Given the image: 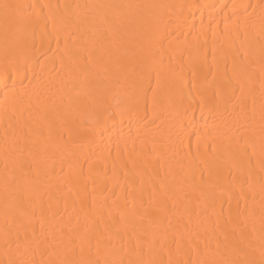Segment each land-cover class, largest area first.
I'll return each mask as SVG.
<instances>
[{
  "label": "bare ground",
  "instance_id": "obj_1",
  "mask_svg": "<svg viewBox=\"0 0 264 264\" xmlns=\"http://www.w3.org/2000/svg\"><path fill=\"white\" fill-rule=\"evenodd\" d=\"M137 238L264 262V0H0V264Z\"/></svg>",
  "mask_w": 264,
  "mask_h": 264
},
{
  "label": "snow or ice",
  "instance_id": "obj_2",
  "mask_svg": "<svg viewBox=\"0 0 264 264\" xmlns=\"http://www.w3.org/2000/svg\"><path fill=\"white\" fill-rule=\"evenodd\" d=\"M5 7H8L7 5ZM8 70H5V76L3 78L2 81V85L3 88L6 90L5 91V96L7 97L8 94V79L10 78L8 76ZM123 219V217H122ZM151 222V221H150ZM43 226V225H42ZM8 238H9V233L5 232L4 234V239L5 242H8ZM155 239L153 238L150 242L149 241H141L139 238H137V242H136V247L133 250L134 255L137 257L135 260L130 259L128 261V264H163V261H159L157 259H155L154 257L151 259H145L144 255H145V245H147L148 248V255H152V249L155 247ZM262 255H264V253H262ZM9 264H16L15 261L9 260ZM20 264H31V262H25V261H21ZM66 264H98V262L96 261H92V260H88V261H84V260H77V261H67ZM105 264H124L123 260H112L110 262L106 261ZM168 264H179V261L173 262L171 259H169ZM184 264H188V261H185ZM200 264H219V262L216 261H200ZM225 264H227V262H225ZM247 264H254V262H247ZM262 264H264V262H262Z\"/></svg>",
  "mask_w": 264,
  "mask_h": 264
}]
</instances>
